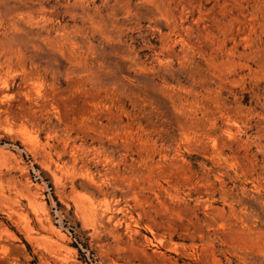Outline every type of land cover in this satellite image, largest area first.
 Listing matches in <instances>:
<instances>
[{
    "label": "rangeland",
    "instance_id": "1",
    "mask_svg": "<svg viewBox=\"0 0 264 264\" xmlns=\"http://www.w3.org/2000/svg\"><path fill=\"white\" fill-rule=\"evenodd\" d=\"M0 264H264V0H0Z\"/></svg>",
    "mask_w": 264,
    "mask_h": 264
}]
</instances>
